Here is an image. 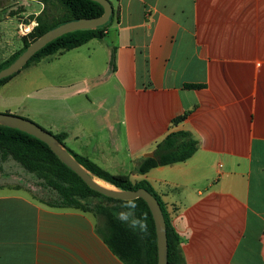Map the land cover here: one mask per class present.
Listing matches in <instances>:
<instances>
[{
	"label": "crops",
	"instance_id": "0c3cea01",
	"mask_svg": "<svg viewBox=\"0 0 264 264\" xmlns=\"http://www.w3.org/2000/svg\"><path fill=\"white\" fill-rule=\"evenodd\" d=\"M110 1L104 38L42 58L0 94L20 90L14 113L66 133L71 151L112 174L129 175L169 133H191L192 158L132 181L147 180L165 203L185 264H264V0ZM5 2L21 11L0 6V47L11 19L23 43L20 21L45 10ZM0 162V264H125L94 214L53 206L35 175ZM21 169L49 200L11 182Z\"/></svg>",
	"mask_w": 264,
	"mask_h": 264
},
{
	"label": "trees",
	"instance_id": "16d2710c",
	"mask_svg": "<svg viewBox=\"0 0 264 264\" xmlns=\"http://www.w3.org/2000/svg\"><path fill=\"white\" fill-rule=\"evenodd\" d=\"M39 1L45 4V10L36 18L38 26L28 36L23 37L22 49L7 60H0V71L9 67L33 41L47 31L70 21L96 18L104 13V8L92 0ZM52 4L60 10L61 15L53 16L51 17L53 19L49 20L46 15L48 14V7ZM114 16L113 7L111 19L106 25L94 30L74 31L52 41L36 53L23 69L44 57L81 47L93 39L104 38ZM20 72L0 80V90ZM186 87L197 89L202 85L187 84ZM187 116L188 113H185L176 118L173 124L183 122ZM53 135L94 177L119 190L136 191L144 188L152 193L161 205L167 225L168 264H185L181 253V237L172 224L165 203L147 180L133 182L130 175L112 174L89 158L71 151L65 143L66 133ZM197 149L198 141L191 133L173 131L157 144L154 157H145L137 163L135 173L146 175L153 168L185 162L193 157ZM0 158L2 161L12 159L20 164L25 171L35 175L39 183L55 195V199L51 203L53 206L93 213L101 221L96 229L97 234L113 254L125 264H158L155 224L150 209L143 199L133 201L115 200L92 190L52 152L47 144L20 130L1 125ZM93 196L103 197L107 201L117 204L119 211L124 212L125 218L122 219L117 215L116 208L110 210L99 207L96 211H93L86 202ZM126 219L131 223L126 222Z\"/></svg>",
	"mask_w": 264,
	"mask_h": 264
},
{
	"label": "water",
	"instance_id": "95a60500",
	"mask_svg": "<svg viewBox=\"0 0 264 264\" xmlns=\"http://www.w3.org/2000/svg\"><path fill=\"white\" fill-rule=\"evenodd\" d=\"M92 1L99 3L104 8L102 16L70 21L47 31L33 41L27 47L25 52L21 54L9 67L0 71V80L20 72L36 53L59 37L74 31L94 30L106 25L110 21L113 13V6L111 2L109 0ZM0 125L20 130L47 144L52 152L67 167L75 172L92 190L115 200L133 201L136 199H143L150 209L155 224L158 246V264H168L167 225L161 205L152 193L144 188H140L136 191H125L119 190L116 187L108 188L99 184L96 180L98 178L94 177L87 169H85L53 134L29 119L11 114L0 113ZM146 156L154 157V153H149Z\"/></svg>",
	"mask_w": 264,
	"mask_h": 264
},
{
	"label": "rangeland",
	"instance_id": "374dc122",
	"mask_svg": "<svg viewBox=\"0 0 264 264\" xmlns=\"http://www.w3.org/2000/svg\"><path fill=\"white\" fill-rule=\"evenodd\" d=\"M14 2L15 1H13V3ZM13 3L12 2H5V4L0 3V6L4 7V11H10L11 14H17L21 11V9H20L18 4H13ZM55 7L56 6L53 4L48 7V14L46 16L49 20H52L53 18H51V17H53V16L56 17L57 15H61L60 10L56 9ZM20 22H22V21H20ZM6 27L7 28L5 29L4 33L2 34V40H1V42H2V45L0 47V57H1L0 60L1 61H4L11 56L10 51H9L10 47L11 48H18V49L23 48L22 40L19 39L16 35V19H11L10 24ZM8 55H10V56L8 57ZM19 91L20 90H16L12 94L11 91H9V90L5 91L4 90L0 94V113H6V114H11V115L22 117V115L14 113L17 106H19L20 102H21ZM4 108H10L12 110V112L10 113V112L4 111L5 110ZM22 118H24V117H22ZM0 160H1V158H0ZM15 163H16V165H19L17 162H15ZM0 164H1V162H0ZM132 170H133V172H132ZM12 173L15 175V177L11 178V182L14 185H19L21 187V189H23L21 191H23L24 195H26V190H27L26 187L29 184V187H30L29 189H31V190H32V188L36 189L37 191H34V192L37 193V195L39 197H43V198H46L48 200L51 198V194H48V192L37 183V180L35 182H34V180L33 181L31 180L32 178H34L33 175L26 173L22 169L20 170L19 175H18V173L14 172V171ZM128 174L131 176V178L133 180L134 179L133 176L137 174V173H135V168L129 169ZM2 180H0V183L3 182ZM110 187L114 188V186H112V185H110ZM86 202H87L88 206L93 211H96L99 207L108 208L110 210L116 208L117 215L122 219L125 218L124 212L119 211V206L117 204H115V203L113 204L112 202L107 201L103 197H94L93 196V197H90ZM92 215H93V213H92ZM126 222L131 223L130 221H128V219H126ZM100 223H101V221H100Z\"/></svg>",
	"mask_w": 264,
	"mask_h": 264
},
{
	"label": "built area",
	"instance_id": "2783aa9c",
	"mask_svg": "<svg viewBox=\"0 0 264 264\" xmlns=\"http://www.w3.org/2000/svg\"><path fill=\"white\" fill-rule=\"evenodd\" d=\"M37 26H38L37 20L27 21V22L22 21L18 25V33L23 37L28 36Z\"/></svg>",
	"mask_w": 264,
	"mask_h": 264
},
{
	"label": "bare ground",
	"instance_id": "6f19581e",
	"mask_svg": "<svg viewBox=\"0 0 264 264\" xmlns=\"http://www.w3.org/2000/svg\"><path fill=\"white\" fill-rule=\"evenodd\" d=\"M96 180H97V182H98L99 184H101V185H103V186H105V187L111 188L110 185H109L108 183H106V182H104V181H101V180H99V179H96Z\"/></svg>",
	"mask_w": 264,
	"mask_h": 264
}]
</instances>
